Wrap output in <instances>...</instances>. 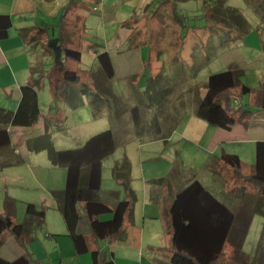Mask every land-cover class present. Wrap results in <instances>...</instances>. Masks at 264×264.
Returning a JSON list of instances; mask_svg holds the SVG:
<instances>
[{
    "label": "rangeland",
    "instance_id": "rangeland-1",
    "mask_svg": "<svg viewBox=\"0 0 264 264\" xmlns=\"http://www.w3.org/2000/svg\"><path fill=\"white\" fill-rule=\"evenodd\" d=\"M83 1L89 11L83 13L82 59L71 66L89 75L99 67L97 53L108 51L115 73L105 76V80L96 72L92 78L88 76L84 82L89 85V92L83 95L84 104L77 110L61 107L63 104L54 100L48 81L41 80L38 93L43 117L33 127H11V137L16 147H21L20 134H42L44 116H56L57 108H62L63 124L55 122L50 126L58 163H52L46 150L29 151L31 156L22 155L13 165L3 166L6 159L0 156V213L9 195L17 200L18 222L24 220L26 204L32 202L46 206V221L63 223L51 191L64 189L68 164H86L95 159L102 161L100 194L106 200L107 191L113 189L124 197V190L113 177V167L128 159L132 166L131 186L138 194V214L145 181L153 178L169 179L159 186V191L166 188L167 194L175 195L194 179L217 194L224 190L206 168L209 158L220 155L222 149L239 155L244 171H248L255 161L256 141L264 139V112L254 109L247 132L223 141L219 140L221 129L197 117L195 110L205 94L207 78L213 73L237 68L243 70L242 81L251 88L264 83V0ZM212 2L215 6L238 8L244 20L234 26L209 21ZM46 31L50 36L59 32L56 28L53 33L52 27ZM36 55L48 69L50 60L44 56L42 45ZM35 60L36 57L26 72L0 77V106L17 108L18 83L30 80V67ZM251 100L250 95H243L233 101L238 106ZM240 205H235L239 219L243 215ZM81 212L84 215L82 208ZM165 214L166 210H161L158 220H147L145 225L139 218L137 235L132 240H115L110 246L109 241H102L100 246L112 250L114 259L121 264L167 261L168 251L162 250L170 241ZM42 225L29 247L34 259L40 264H59L61 250L65 264H69L66 252L67 241H72L70 236L62 233L50 240L46 235L48 228ZM263 226L264 218L254 215L243 245L251 256ZM6 240L5 256L12 258L21 252L14 236L9 235ZM79 256L83 264H92L90 253Z\"/></svg>",
    "mask_w": 264,
    "mask_h": 264
},
{
    "label": "trees",
    "instance_id": "trees-1",
    "mask_svg": "<svg viewBox=\"0 0 264 264\" xmlns=\"http://www.w3.org/2000/svg\"><path fill=\"white\" fill-rule=\"evenodd\" d=\"M213 5L212 2L207 17L211 22L234 26L244 20L236 7ZM85 11L89 8L83 0H69L58 22L57 35L50 36L46 26L22 31L29 51L35 52L42 45L44 56L50 62L45 69L44 60L36 58L30 67V80L19 88L20 100L15 110L0 106V156L11 144V127H32L41 119L38 93L41 80L48 81L57 103L73 110L84 104L83 95L89 92V85L84 81L88 76L92 78L96 71L91 70L86 75L71 64L82 59L80 43L85 30ZM12 26V17L0 14V40L8 38ZM97 58L100 70L105 76L112 77L115 67L110 53L98 52ZM243 74L242 69L233 68L209 75L195 115L225 130L238 122L249 125L255 116L254 109L264 112V83L251 88L242 81ZM243 95H250L251 102L235 106L234 98ZM61 109L57 108L56 116L46 118L45 132L29 141L31 151L46 150L54 165L58 163V156L49 127L55 122L63 124L65 119L60 115ZM206 168L224 190L217 194L194 179L173 196L165 214L170 241L162 249L168 251L169 263L264 264V226L255 253L251 256L243 250L252 218L257 214L264 218V140L256 141L255 161L248 171H244L239 155L224 150L220 155H212ZM113 177L124 190V197L114 206L100 197V159L86 164H68L64 189L51 192L77 254L90 253L92 264H117L114 252L103 250L100 242L109 241L110 246L115 240H125L128 228L134 227L137 194L131 186V164L127 158L115 164ZM164 180L153 179L152 182L163 184ZM118 192L111 190L113 195ZM17 204L15 198L6 195L0 213V249L10 235L14 236L22 252L14 259L0 255V264H40L29 247L35 240L38 225L46 216V206L28 202L24 220L18 222ZM236 204H241L239 210L243 215L240 219ZM104 215L110 217L103 218Z\"/></svg>",
    "mask_w": 264,
    "mask_h": 264
},
{
    "label": "crops",
    "instance_id": "crops-1",
    "mask_svg": "<svg viewBox=\"0 0 264 264\" xmlns=\"http://www.w3.org/2000/svg\"><path fill=\"white\" fill-rule=\"evenodd\" d=\"M68 1L69 0H0V14H9L13 19V26L9 30L8 38L0 40V77H3L5 75L15 77L16 75L20 73L26 72L28 65H31L32 64L31 61L35 59V57L37 58L38 56L36 55L37 48L35 52L29 51L26 45V39L23 38L22 36V31L30 29L34 26H46L48 28L52 27L53 33H55L56 28H57V31H59L57 27L58 21L63 15ZM32 54L35 55L34 58ZM30 55L32 56V58L30 57ZM96 73L101 75L102 78L105 80V74L100 70L99 67L96 70ZM28 81L29 79L25 80L24 82L18 83V88L16 90L17 92L16 97L18 99V103L20 100L19 88L22 84H25ZM61 107H65V105ZM70 110H73V109H70ZM41 115H42V112H41ZM47 117L44 116L45 123L43 126L44 128L43 133L46 130V118ZM248 126H250V124L245 126L244 124L238 122L234 124L230 130H225V129L220 128L221 130L219 132H220L221 139L219 140L226 141L227 139H232L233 137H237L236 136L237 133L244 135L247 132L245 128H247ZM49 131H50V127H49ZM34 137L36 136L20 134L18 139L22 145L21 147H16V144L13 141V138L11 137L10 146L2 150V156L3 158L6 159V162H3L2 165L3 166L9 165V164L13 165L17 163L18 161H20V159H22V155L24 156L26 155L27 158L28 156H31L30 153H28L29 151L32 152L29 149V141L33 139ZM259 140H264V139H259ZM112 142L113 143L116 142V139H112ZM216 143L219 144L221 142L216 141ZM223 150L224 149H222V151ZM131 177H132V166H131ZM153 179H157V178H153ZM153 179L145 181L146 188L143 189L142 208L140 209L139 214L137 211V204H135L134 227L129 228V232H127V235L125 238L126 242L129 241V239L132 240L134 235H137L136 226H138L139 218H142V222L144 225L147 220H150V221L158 220L161 210L163 212L165 210L167 211V209L169 208L171 204L170 202L171 195L172 194L174 195V193L170 192L167 194L166 188H163V191H159L161 190L159 189V186L161 187L162 185H165L167 184V182H169L167 181L168 178L163 181V184L152 182ZM132 181H133V178H132ZM132 181H131V185H132ZM118 184L120 185L119 182ZM116 191H119V190L116 189ZM107 195L109 196L108 200H106L101 194H100V197L104 202H106L107 204L111 206H114L117 203L118 199L122 198V194L120 191L118 192L117 195H113L111 193V190H109L107 191ZM137 199H138V194H137ZM44 220L40 222V224L38 225V228L40 226H43L42 224H44V226L48 228L47 230L48 232L46 235L50 240H56L55 238L57 237V235H60L62 233L67 234V227H66V223L64 219L62 221L64 224L60 223L59 221L49 222V221H46V220L44 221ZM4 248H6L5 244L0 249V255L7 259H14L18 255H20L22 252V250L21 252L17 251L16 255H14L12 258H9L8 256H5V254H3ZM66 255H67L66 256L67 258L70 257L69 264H83L82 257L77 254L72 241L71 243H68L67 241ZM58 257H59V264H65L64 262L65 255L63 252H61V250L58 253ZM115 261L117 262V260ZM156 261H157L156 264H170L169 260L167 261L156 260ZM117 264H121V262L118 261ZM124 264L126 263L124 262Z\"/></svg>",
    "mask_w": 264,
    "mask_h": 264
}]
</instances>
